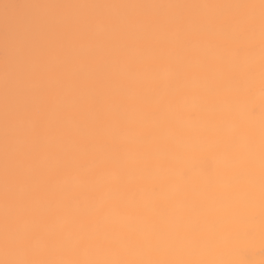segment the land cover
Here are the masks:
<instances>
[{
    "label": "bare ground",
    "instance_id": "obj_1",
    "mask_svg": "<svg viewBox=\"0 0 264 264\" xmlns=\"http://www.w3.org/2000/svg\"><path fill=\"white\" fill-rule=\"evenodd\" d=\"M21 1L0 264H264V0Z\"/></svg>",
    "mask_w": 264,
    "mask_h": 264
},
{
    "label": "rangeland",
    "instance_id": "obj_2",
    "mask_svg": "<svg viewBox=\"0 0 264 264\" xmlns=\"http://www.w3.org/2000/svg\"><path fill=\"white\" fill-rule=\"evenodd\" d=\"M11 1H14V5H11ZM12 3V4H13ZM21 0H0V90L2 89L1 82L3 80H5V83H10L11 78V70L18 69V68H24L26 69L27 66V57H28V34H29V30H27V25L25 23L26 21V12L29 13V11L27 10L26 7L29 6L30 8V4L27 2V0L25 1V4H27V6L24 5V1L22 4ZM20 4V5H19ZM14 7L15 10H14ZM26 9L24 10L23 9ZM28 8V9H29ZM19 10V12H18ZM25 12V16H23V12ZM21 12V13H20ZM27 16L30 17V14H28ZM23 17H25L24 19H22ZM29 18L27 17V20ZM22 21L23 25H21V29L17 28L16 29V22ZM20 23V22H19ZM14 25V27H13ZM23 26V27H22ZM17 30H15V29ZM21 30V31H20ZM23 33V35L21 33ZM20 34V35H19ZM25 36V37H24ZM22 37H24V39H22ZM22 40V41H21ZM24 41V42H23ZM27 42V43H25ZM18 59L15 62V59ZM17 63V65L14 64ZM15 67V69H14ZM15 76V74H14ZM30 73H25V77L23 76V82L24 84H29L30 81ZM29 79V81H28ZM13 82V80H11ZM28 81V82H27ZM4 83V81H3ZM6 87V86H5Z\"/></svg>",
    "mask_w": 264,
    "mask_h": 264
}]
</instances>
